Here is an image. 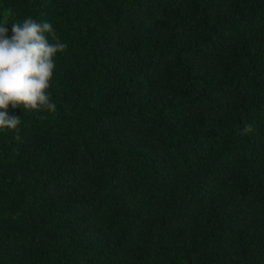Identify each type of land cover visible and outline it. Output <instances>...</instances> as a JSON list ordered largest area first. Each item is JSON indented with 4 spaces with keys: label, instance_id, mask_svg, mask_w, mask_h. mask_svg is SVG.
<instances>
[{
    "label": "trees",
    "instance_id": "1",
    "mask_svg": "<svg viewBox=\"0 0 264 264\" xmlns=\"http://www.w3.org/2000/svg\"><path fill=\"white\" fill-rule=\"evenodd\" d=\"M29 17L67 48L0 130V264H264V0H0Z\"/></svg>",
    "mask_w": 264,
    "mask_h": 264
},
{
    "label": "clouds",
    "instance_id": "2",
    "mask_svg": "<svg viewBox=\"0 0 264 264\" xmlns=\"http://www.w3.org/2000/svg\"><path fill=\"white\" fill-rule=\"evenodd\" d=\"M11 29L9 37L8 27L0 24V130L17 132L15 138L19 141L21 116L9 114V105L13 109L23 106L29 110L56 111L47 90L55 68L53 57L63 52L67 44L61 42L47 21L37 22L29 17L22 23H12ZM242 131L250 133L254 129L247 124Z\"/></svg>",
    "mask_w": 264,
    "mask_h": 264
}]
</instances>
